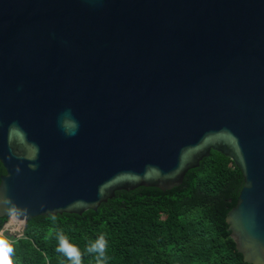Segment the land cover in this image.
I'll return each instance as SVG.
<instances>
[{
    "label": "water",
    "instance_id": "obj_1",
    "mask_svg": "<svg viewBox=\"0 0 264 264\" xmlns=\"http://www.w3.org/2000/svg\"><path fill=\"white\" fill-rule=\"evenodd\" d=\"M210 151L242 176L235 249L264 264V0H0V188L23 224L171 190Z\"/></svg>",
    "mask_w": 264,
    "mask_h": 264
},
{
    "label": "trees",
    "instance_id": "obj_2",
    "mask_svg": "<svg viewBox=\"0 0 264 264\" xmlns=\"http://www.w3.org/2000/svg\"><path fill=\"white\" fill-rule=\"evenodd\" d=\"M242 184L234 163L210 151L171 190L117 191L94 212L32 218L19 237L4 235L13 242L14 264H71L56 251L57 230L80 249L83 264H97L86 248L101 234L108 242L103 264H245L225 223ZM7 220L0 218V230Z\"/></svg>",
    "mask_w": 264,
    "mask_h": 264
},
{
    "label": "clouds",
    "instance_id": "obj_3",
    "mask_svg": "<svg viewBox=\"0 0 264 264\" xmlns=\"http://www.w3.org/2000/svg\"><path fill=\"white\" fill-rule=\"evenodd\" d=\"M71 134H75V132L73 131ZM29 167L35 170L36 165L30 164ZM16 171L19 173V167H17ZM0 211H3L10 217V223L16 221L23 222V220L29 216L28 209L17 206L11 198L5 194V189L2 188H0ZM52 219L55 220L56 217L53 215ZM7 228L8 225L5 226V230H7ZM5 230H0V264H14L12 258L14 255L13 242L4 235ZM51 235L52 230L49 232V236ZM55 237L58 241L56 247L57 252L62 253L71 264H83V254L80 249L69 242L62 230H57L55 232ZM107 247L108 242L105 236L101 234L95 241L89 243L86 251L89 254H96L97 264H103L106 258L105 253Z\"/></svg>",
    "mask_w": 264,
    "mask_h": 264
},
{
    "label": "rangeland",
    "instance_id": "obj_4",
    "mask_svg": "<svg viewBox=\"0 0 264 264\" xmlns=\"http://www.w3.org/2000/svg\"><path fill=\"white\" fill-rule=\"evenodd\" d=\"M8 225L7 230H5V226ZM23 222L16 221L10 223V218H8L6 224L3 227L4 234L11 237H19L21 235L23 229Z\"/></svg>",
    "mask_w": 264,
    "mask_h": 264
}]
</instances>
